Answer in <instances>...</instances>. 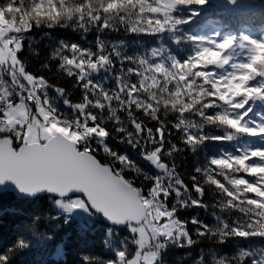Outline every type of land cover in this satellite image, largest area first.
<instances>
[{
	"label": "trees",
	"instance_id": "16d2710c",
	"mask_svg": "<svg viewBox=\"0 0 264 264\" xmlns=\"http://www.w3.org/2000/svg\"><path fill=\"white\" fill-rule=\"evenodd\" d=\"M178 1L175 13H168L171 18L155 12L158 0H0V14L18 30L24 75L44 85L39 94L47 106L78 131L92 120L91 127L103 133L105 138L92 134L100 139L92 144L95 156L141 194L160 183L166 196L172 190L169 206L177 202V220L187 235L165 238L156 264H260L264 200L260 202V191L250 186L263 188V174L248 172L246 155L240 154L264 148V129L247 118L264 115V98L258 97L262 93L256 87L260 91L249 99L256 98L236 110L251 108L246 117L232 113L238 105L224 98L221 76L231 69V62L222 57L218 63L217 56L223 54L216 48L245 41L252 54L263 51L264 11L229 13L214 0ZM227 33L229 41L224 38ZM64 47L70 48V55H63ZM77 68V77L66 75ZM7 72L0 65V90L26 83L24 77L14 80ZM79 80L87 83L86 90ZM233 94L229 99L237 102ZM176 121L182 129L175 128ZM0 131L25 134L22 128L8 126L5 117H0ZM184 132L192 136L189 144ZM153 144L160 146L164 169L146 159L156 150ZM213 158L223 162L210 164ZM153 176L157 182L150 185ZM55 201L50 195L20 198L11 191L0 192V252L19 237L30 242L15 250L8 264H86L81 254L97 257L90 264H100L115 259L119 249L131 257L127 264L136 258L143 261L134 225L110 226L96 214L92 223L83 224L66 217ZM37 215L40 220L33 229Z\"/></svg>",
	"mask_w": 264,
	"mask_h": 264
},
{
	"label": "rangeland",
	"instance_id": "374dc122",
	"mask_svg": "<svg viewBox=\"0 0 264 264\" xmlns=\"http://www.w3.org/2000/svg\"><path fill=\"white\" fill-rule=\"evenodd\" d=\"M179 5L180 1L178 0H158L157 7H155L154 10L155 12L161 11L164 13V16L170 17L168 13H175ZM170 18H168L166 23L163 24L166 25L167 22L170 21ZM175 23L181 24V21H175ZM7 24V20L4 19L2 14H0V65L7 68V73L13 76L14 80L16 77H24L26 83L22 80L23 83L19 82L18 84H25V86L22 87L24 88L23 90L26 89V91L23 92V90H21L18 92V98L20 96L21 101L17 105H12L5 109L4 117L6 122L13 127H24L25 125H28L27 130L24 129V140L26 143L40 142L43 136L51 137L56 132H62L75 143H80L82 138L85 136H87L88 139H91L93 137L92 134H99L101 138H105L103 133H101L98 128L87 126L86 128L84 127L81 129V131H78L77 128L71 126L69 122H59V120H55V117H53L51 113L40 110L38 114V107L34 100L30 97V94H32V92L36 93L39 90H43L45 87L40 81L35 80L29 75H24L25 73L22 71V66L17 56V52L20 51L22 46L21 39L19 38L18 33H16L18 30L14 27L15 25L13 23H9L10 27L4 28ZM11 27L14 28L13 31L11 30ZM229 40L230 39H227V41ZM232 44L233 42H230L226 46L216 48V50L223 54L222 56H217V62L221 60L222 57H224V62H231L232 69L222 73L221 76L224 77L223 83H226L224 84V98L229 100L230 105L235 106L238 105L237 102L229 99L230 95L232 96V93H234L233 95H238L236 97H244V100L239 101V103H244L247 99H249V97L260 91L259 89H256V86H249V80L254 78L258 71L264 70V50H259L254 53L251 62L247 64L246 69H243L240 67L243 62L241 63L239 61V64L234 66L235 61L228 53ZM243 48H246V53H251V49L248 48L246 44H243ZM257 66L262 67L258 69ZM257 83H260V78L250 82V84ZM21 94L23 95L21 96ZM34 108H37V110ZM34 115H36V117H34ZM38 118L45 122L51 121V123H47L46 130L36 125V123L40 124ZM232 118L235 119L234 115ZM228 121L229 123L233 122L238 125L237 121H231V119ZM239 129L243 128L240 127ZM248 132L250 133V130ZM73 137H75V139ZM261 150H264V148ZM149 156H151V159L148 158ZM250 158H252L249 161L251 164H245L247 171L250 173L258 172L263 174L261 178H263L262 183L264 184V151H252L245 156L246 161ZM146 159L156 169L165 168V164L159 161L157 150L148 154ZM159 185L160 186L158 188L151 192L150 196L145 197L140 192L142 201L145 203L149 215L144 223L138 227H132V230L136 231V233L138 232L139 234L137 241L140 244L139 252L143 261H139V259L136 258L133 261H129V264H156L160 252L156 247L157 244L160 246L163 245V240L165 238H172L174 236L182 238L187 235L186 229L179 223L177 218L174 217L172 213L164 210V207L160 202L161 199L159 198L162 185L161 183ZM250 187L256 191H260L256 194L258 200L262 202V200H264V187L258 188V186L255 187L253 185ZM163 193L165 194V192ZM68 204H70V202L67 200L61 201L60 203L55 201L56 208L61 211L66 210L64 205ZM71 213L75 217L88 222H90L94 217V214L89 209L85 208H74ZM121 260H123V258H121Z\"/></svg>",
	"mask_w": 264,
	"mask_h": 264
},
{
	"label": "snow or ice",
	"instance_id": "6c2138e0",
	"mask_svg": "<svg viewBox=\"0 0 264 264\" xmlns=\"http://www.w3.org/2000/svg\"><path fill=\"white\" fill-rule=\"evenodd\" d=\"M198 2L203 4L204 0H198ZM228 3L235 5L237 3V0H228ZM245 39H248V38L246 37ZM252 43L255 44L256 41L253 40ZM19 52L20 51L17 52L18 57H19L18 55ZM70 54H71L70 48L64 47L63 55L68 56ZM57 57L60 60V56H57L56 54H53L52 58L55 59ZM252 59H253V54L250 53L248 58L240 65V67L243 69H246L247 64L250 63ZM68 64H71V60L68 61ZM57 67L59 68L60 65H58ZM92 67L95 68L96 65H92ZM257 67L259 69L262 66H257ZM22 71L26 72V65L22 67ZM66 75H68L69 77H73V76L77 77L79 75V70L77 68L75 70L68 71L66 72ZM258 77L260 78V83L250 84L251 81L256 80ZM80 81H84V80H79L77 83H79ZM249 86L260 87L262 94L258 97L264 98V70L258 71L257 74H255L254 78L249 80ZM81 87H83L86 90L88 85L84 81ZM57 91L59 93V90ZM22 95L23 94H21V96ZM20 98L21 97L19 96V99ZM253 98H256V97H253ZM253 98L247 99L244 103H239V101L244 100L245 98L238 97L237 98L238 106L232 113H235L234 114L235 116H239L241 113H243L245 117L247 115V112L250 111L251 109H248L247 111H243V112H236V110L244 109L245 104L248 103V101L252 100ZM15 103L16 101L13 102V104ZM77 110L79 111V109ZM230 115H233V114H230ZM4 116H5V109L0 108V117H4ZM216 119L226 120L227 117L218 116L216 117ZM47 123H51V121H48V122H45L43 120L40 121L41 127L44 128L45 130L47 129ZM94 123L95 122L92 120L88 121V124L90 127ZM25 127H27V125ZM136 127L140 128V124H137ZM164 127H166V125ZM175 128L182 129L180 127L179 121H176ZM184 133H185L184 139L186 140V143L189 144L190 141L192 140V136L186 132ZM0 137H7V140L10 144V146L6 145L2 149H0V183H3L5 180H12L15 182V184L18 186L21 192H24L27 194H35L41 189H45L49 193L60 194L58 191H55L50 186L52 182V178L47 172L46 166L54 162L60 153H64L65 157H71L73 154L76 153L77 150H81V153L83 151H88L91 155L94 156L95 153L91 151L92 144L100 143V139L98 136H93L91 139H88V137L85 136L82 138L80 143H77L74 146L72 144L67 143L66 141L62 142V141H58L57 139H53L51 137L43 136L41 138L39 145L29 146L24 140L23 131H21L19 134H17L15 131H12V132L0 131ZM73 138L75 139V137ZM160 144H164V140L160 141ZM151 147L156 150H160L159 144H153ZM145 149H146V152L149 151V147L147 145H145ZM105 151H107V147L105 148ZM250 151H264V150L254 149ZM116 155L118 156L120 160L127 159L124 155H119V154H116ZM240 155H247V153L240 154ZM240 155H237V156H240ZM148 158L151 159V156H149ZM251 159L252 158L246 161V163H249ZM222 162L223 161L220 159L213 158L211 159L210 164L214 165V164H220ZM196 171L198 172L200 171V169L196 168ZM249 176H252V175H249ZM153 177L154 178L151 180L150 185L155 184L157 182L156 176H153ZM254 178L255 180L257 179L256 177ZM76 182L79 185L83 186V190L74 191L76 189H73L71 191H66L65 192L66 195L60 194L56 198V202L60 203L61 201H64V200L69 201L70 204L64 205L67 212H72L74 208H85L89 210L98 209V210H101L102 213L106 217L109 218L107 209L106 208L104 210L101 209V206H100L101 199L109 195H118V193H115V192L109 193L103 190V183H104L103 177L85 175V176L79 177ZM237 182L243 183L244 181H237ZM34 185H40V187L37 188ZM177 187L180 188L181 185L177 184ZM170 192H172L171 189L168 190L166 197L164 193H161V201L164 206V210L168 211V210L174 209L173 215L177 217L176 213L179 208L176 206L177 202H173L171 206H169L168 197H169ZM197 192H199V189H197ZM150 193H151V187L149 186V188L146 191H144L142 195L147 197L150 195ZM51 219H55V217H52ZM177 219L179 218L177 217ZM39 220H40L39 215L34 217V222L32 226L33 229L35 228V223ZM110 220L113 221L112 219ZM66 222L67 220L65 219L64 223ZM193 222L199 223V221H195V220ZM59 226H60L59 224L55 225L56 228H59ZM110 231L111 230H109V232ZM46 238L51 239V236H48ZM29 243L30 242L24 239L23 237L17 238L14 244L9 246L5 252H0V264H8L10 256L14 254V251L27 248L29 246ZM164 246H166V244ZM121 256L125 257V259L121 260L120 259ZM81 258L86 262V264H90V262L98 260L97 257H93L87 254H81ZM129 259H131V257L127 255L125 249H119L116 252L115 259L109 258V259L101 261L100 264H127V260ZM260 264H264V261H261Z\"/></svg>",
	"mask_w": 264,
	"mask_h": 264
},
{
	"label": "water",
	"instance_id": "95a60500",
	"mask_svg": "<svg viewBox=\"0 0 264 264\" xmlns=\"http://www.w3.org/2000/svg\"><path fill=\"white\" fill-rule=\"evenodd\" d=\"M225 5L230 10L241 9L244 11L260 10L264 6V0H259L257 4L251 5L250 0H237L235 5L229 4L228 0H216ZM58 141H66L73 146L76 144L72 139L65 136L62 132H56L51 136ZM29 146L39 145L40 142L27 143ZM10 146L7 137L0 138V149ZM46 170L52 178L51 187L64 195L66 191L83 190V186L76 181L79 177L89 175L103 177V190L109 193L115 192L118 195H109L101 199V209L108 211L109 218L101 210L91 209L94 213L102 215L104 221L109 225L123 227L129 223L138 225L147 216V209L141 199L140 190L128 181L123 175L118 173L113 166L101 162L95 155L88 151L77 150L71 157H65L60 153L56 160L46 166ZM39 188L40 185H34ZM11 191L17 197L35 198L40 195H50L57 198L60 194L49 193L45 189L39 190L35 194L21 192L12 180H5L0 183V192ZM66 195V194H65Z\"/></svg>",
	"mask_w": 264,
	"mask_h": 264
},
{
	"label": "built area",
	"instance_id": "2783aa9c",
	"mask_svg": "<svg viewBox=\"0 0 264 264\" xmlns=\"http://www.w3.org/2000/svg\"><path fill=\"white\" fill-rule=\"evenodd\" d=\"M30 97L34 100L38 109L43 107V103H42L41 99L35 93L32 92V94H30ZM158 248H159V246H158Z\"/></svg>",
	"mask_w": 264,
	"mask_h": 264
},
{
	"label": "clouds",
	"instance_id": "9594fccd",
	"mask_svg": "<svg viewBox=\"0 0 264 264\" xmlns=\"http://www.w3.org/2000/svg\"><path fill=\"white\" fill-rule=\"evenodd\" d=\"M129 163H131L130 161H128Z\"/></svg>",
	"mask_w": 264,
	"mask_h": 264
}]
</instances>
